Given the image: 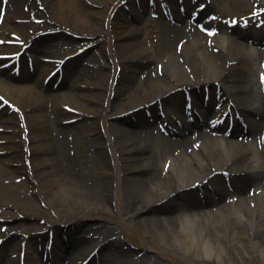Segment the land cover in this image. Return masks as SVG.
Returning <instances> with one entry per match:
<instances>
[{
  "label": "bare ground",
  "instance_id": "1",
  "mask_svg": "<svg viewBox=\"0 0 264 264\" xmlns=\"http://www.w3.org/2000/svg\"><path fill=\"white\" fill-rule=\"evenodd\" d=\"M198 1L210 3L206 11L212 12L219 3V0ZM245 1L251 5V0ZM124 2L129 11L121 5ZM22 5H28L30 11L21 10ZM184 5L190 9L191 0H184ZM162 6L182 22L183 18L178 17V0H0V107L11 101L20 109L19 113L13 112L7 105L0 111V132H3L0 133V198L11 200L9 203L21 210L31 209L33 201L39 198L59 211L67 210L69 214L78 211L85 218L88 211L105 202L102 205L107 208L138 215L137 229L151 232L149 223L154 222L155 232L162 235V248L191 264L212 257L228 264V259L236 261L237 256L244 254L238 263H246L250 257H246L249 252L244 250L248 247L244 244L245 237L246 243L252 244L259 264L261 260L264 263V167L258 159L261 152L257 146L238 139L228 145L211 136L203 139L197 149L185 129L178 130L175 136L178 138L173 140V135L160 149L143 143L150 133L144 110H153L163 102L166 110L172 108L176 114L182 113L186 94L192 95L196 106L207 102L202 115L230 112V106L235 104L233 109L252 123L248 133L260 128L264 109L255 79L260 53L255 46L264 41V30L238 27L230 36H217L208 46L207 35L188 29L187 22L181 28L167 26L164 33L169 40L158 58L164 67L159 72L151 66L154 58L139 36L144 14L150 10L157 12ZM48 30L61 32L53 35L61 38L67 32L80 36L85 42L81 48L91 45L83 54L88 57L86 61L70 59L66 63L55 92L58 75L49 86L44 81L62 65L59 60L63 62L73 54L80 40L71 37L69 41L75 45L65 50L60 42H42L37 37ZM208 30L212 28L207 27L204 32ZM19 34L25 38L16 37ZM25 41L26 45L33 42L27 53L33 57L35 72L22 69L18 76L12 70L16 71V56L23 49L19 43ZM179 42L183 45L180 54L176 50ZM96 49L99 54L93 53ZM26 56L25 52L22 57ZM47 71L49 74H45ZM82 85L92 91H84ZM232 85L238 86L234 92H230ZM58 88L64 91L63 95L58 93ZM206 89L209 97H204ZM220 92L223 95L218 98ZM64 98L71 102V109L62 107ZM219 100L227 102L216 110ZM257 116L261 117L260 122L252 120ZM21 118L26 121L23 127ZM195 118L194 124L201 122ZM67 132L68 137L83 132L89 140L87 143L108 161L112 173L99 179L77 172L67 148ZM239 135L244 136L242 131ZM155 150L157 157L153 156ZM158 162H164L162 172ZM167 164L169 168L164 174ZM225 172L229 173V180L222 176ZM21 174L34 188L30 197L22 196L21 190L25 188L17 184ZM196 185L203 188L205 197H196L199 191L193 189ZM252 188L261 189L260 194L253 197L246 194ZM66 193L71 200L64 205L57 203ZM235 193L240 202H226ZM186 194L189 201L180 212V200ZM140 213L149 217L142 218ZM60 222L57 219L44 229L52 231L55 237L65 235ZM10 232L1 236L10 235L4 244L13 247V254L25 240L20 241L18 235ZM88 232L94 233L89 237ZM107 234L106 229L96 225L79 235H67L63 242L69 250L66 253L71 251L68 264L78 263L82 256L95 250L92 248L101 246V242H93L96 239L104 242V246L90 264H143L123 253L119 243L107 241ZM34 239L31 236L28 240L26 256ZM222 239L228 242L227 246ZM76 244L84 245L74 250ZM8 252L7 249L0 253L1 264L15 261ZM76 252L79 257L75 256ZM57 264H65L64 259Z\"/></svg>",
  "mask_w": 264,
  "mask_h": 264
},
{
  "label": "rangeland",
  "instance_id": "2",
  "mask_svg": "<svg viewBox=\"0 0 264 264\" xmlns=\"http://www.w3.org/2000/svg\"><path fill=\"white\" fill-rule=\"evenodd\" d=\"M254 1V0H252ZM261 2L264 4L263 0ZM256 3V1H255ZM259 3V2H258ZM28 5H22L21 10H25L26 13H28L30 10L28 8ZM244 7L239 3V0H219V3L215 5V12H217L221 16H242L248 14L252 6L250 8ZM32 17V16H31ZM164 20L162 18L159 19H152L149 15V13L146 14V21L140 26L141 27V34L139 36V39L143 43V45L147 48V50L152 54L154 60L153 64L151 66L154 67L155 70L162 69L163 66H159L160 60L158 58H161L163 55V51L165 48V42H166V36L163 32V23ZM145 23H147L146 29H145ZM136 25V24H135ZM30 31V30H29ZM51 32V31H49ZM59 32V31H56ZM59 32L58 34H60ZM28 34V33H27ZM51 35V36H48ZM66 37L61 38L60 36H53L51 33H48L47 35L44 34L43 37H41V41H49L52 43H63L65 47H68L70 44L75 45L74 41H69L71 37L76 38L80 40L79 44L83 45L85 42L83 39H80L79 36H76L70 32L66 33ZM11 37V36H10ZM17 37L25 38L21 36V34L17 35ZM176 44V43H175ZM38 45V44H37ZM27 46L26 48H28ZM64 47V48H65ZM77 49L74 50V54L77 52ZM94 54H99V50L96 49ZM257 57V63L259 67H262L261 70H257L255 73V79L259 82V72H262L264 69V53L258 54ZM87 55L82 56L79 60L76 58L75 60L84 62L87 60ZM27 58H24V66L26 71H29ZM103 61V60H102ZM159 63V64H158ZM45 74H48L45 73ZM85 86L82 85V89L84 91L91 90L92 88H84ZM237 85H232V88L230 89V92H234L237 89ZM260 90V88H259ZM262 91V90H261ZM62 95L64 94V91L59 88V92ZM1 96V95H0ZM264 96V95H263ZM176 101V99H175ZM62 107L69 105H72L71 102L66 98H64V101L61 102ZM7 106V105H6ZM9 106V105H8ZM175 106V105H174ZM5 107V106H4ZM4 107H0L3 109ZM19 107L17 105H14L11 103V109L13 112L17 110ZM65 109V107H63ZM157 113V108L152 112ZM151 113V116H148L147 111L143 112V116L148 120L149 118H153ZM127 128V126H125ZM149 134L146 136L145 133H141V135H144V142L145 144H155L156 142L161 144V147L165 145V142L163 143V139L165 137L160 136L159 134H156V123H150V126L148 128ZM1 133V132H0ZM80 133V134H79ZM79 133H73L72 137L71 135L69 138H67V148L69 150V153L72 155L75 161L76 170L77 172L85 175H89L92 177H99L103 178L105 177L106 173H112L110 169V165L107 160H105L102 156H100L97 152V150L94 148V146H91L87 142L89 141L87 138L84 137L83 132ZM69 133H66V136ZM73 138V140H71ZM90 145V146H89ZM160 147V148H161ZM156 148V147H155ZM159 148V149H160ZM157 151L155 150L153 152V156L157 157ZM262 160L264 164V155L260 156V161ZM160 171L162 172V167L164 162H158ZM108 175V174H107ZM17 180L18 185H22L25 189L22 191V196L25 195L27 197H30L32 195L33 186L29 184V180L24 176L23 174L19 175ZM8 180H5V183ZM4 182V181H3ZM102 182L100 181V184ZM102 185V184H101ZM248 194V189H247ZM196 197H198L197 194H195ZM199 198V197H198ZM70 196L69 194H64L61 198V200L57 201V203L64 205L66 202H69ZM7 201V202H6ZM11 200L6 198H0V235L3 233H9L15 234L20 237V241L25 240L22 244L26 246L28 243V240L30 237H34L35 239L32 241V243L29 244L30 251L28 254V259L26 260V264H36L37 262L41 261L42 259V249L44 248V244H41L38 247V244L43 241V237H45V227H50L57 219H60V223H62L63 230L61 232H64L65 235H63L64 239L67 238V235H79L83 233L84 230L87 229V227H94L99 226L102 227L104 230L106 229L108 231V237L110 240L117 241L119 245L121 246V249L123 250V253L125 252L126 255H130L131 259H138L141 263L146 264H191L189 262H186L181 257H178L172 253H170L167 249L162 248V239H161V233L155 232L154 229V222L149 223V227L151 228V232H145L142 228L137 229V220L138 215L130 212L129 210L126 212H121L117 208L112 207H105L102 205L103 203L99 204V206L94 211H88V217L85 218L84 215L81 214V212H78L76 214H69L67 210L59 211L54 206H48L45 202H42L39 198L35 199L33 201V207L28 210H21L17 209L15 207L14 203H9ZM54 201V200H53ZM189 201V194H186L181 200V209L186 206V202ZM9 205H7V204ZM213 208V206H212ZM179 212V214H180ZM30 215V217H29ZM142 218L149 217V214L142 215ZM146 216V217H145ZM147 223V222H146ZM153 225V226H152ZM71 226V227H70ZM147 227V224H145ZM16 227H19V229H14ZM3 228H6V230L3 231ZM88 233H90L88 235ZM87 235L91 237L93 233L88 232ZM252 232H250V235ZM158 241L157 244L154 243V241ZM246 240V241H244ZM243 241L244 244H247L248 247H244L245 251H248V256L250 257V260H246V263L243 262V264H259V258L257 255H255V251H253L251 248V243L248 242L247 237H245ZM46 244L50 242V239L44 240ZM100 241L98 239L94 240L93 242ZM223 245H228V242L225 240H221ZM21 244V245H22ZM45 244V245H46ZM173 244H175L177 247L182 248V245L180 243H177L173 241ZM18 246L19 250H22V246ZM83 246V244H76V247L73 249H77ZM8 249V253L14 258V262L12 264H19L21 261V258L19 256V252L12 254V248L7 247L6 244H0V253H4ZM72 248H70L71 250ZM93 249V248H92ZM82 249H79L80 252ZM73 251V250H72ZM76 252V253H77ZM78 254V253H77ZM106 252L104 253L105 256ZM245 256H237L236 261L234 259H228L230 263L228 264H239L238 260L240 258L243 259ZM78 257V256H77ZM107 257V256H106ZM233 257V256H232ZM84 258V257H83ZM82 261V259L80 260ZM1 264V262H0ZM199 264H224L219 261L218 258L212 257V258H206L203 262ZM260 264H264L261 263Z\"/></svg>",
  "mask_w": 264,
  "mask_h": 264
}]
</instances>
